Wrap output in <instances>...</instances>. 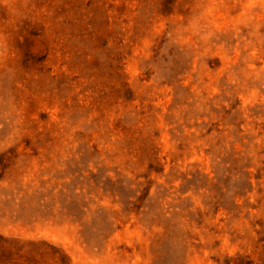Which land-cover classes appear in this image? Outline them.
Segmentation results:
<instances>
[{
	"label": "rangeland",
	"instance_id": "1",
	"mask_svg": "<svg viewBox=\"0 0 264 264\" xmlns=\"http://www.w3.org/2000/svg\"><path fill=\"white\" fill-rule=\"evenodd\" d=\"M27 3L0 264H264V0Z\"/></svg>",
	"mask_w": 264,
	"mask_h": 264
},
{
	"label": "clouds",
	"instance_id": "2",
	"mask_svg": "<svg viewBox=\"0 0 264 264\" xmlns=\"http://www.w3.org/2000/svg\"><path fill=\"white\" fill-rule=\"evenodd\" d=\"M28 9L27 0H0V10L5 14L0 17V153L20 143L26 135L23 112L7 86L14 83L17 74L12 64V34L29 19ZM199 19L191 20L185 27L177 18L172 22L174 28L169 39L179 44L188 33H197Z\"/></svg>",
	"mask_w": 264,
	"mask_h": 264
}]
</instances>
